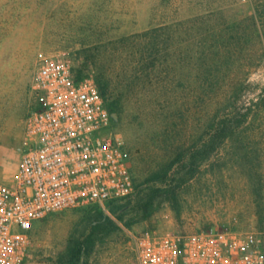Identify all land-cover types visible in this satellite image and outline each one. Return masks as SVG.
<instances>
[{
	"label": "rangeland",
	"instance_id": "1",
	"mask_svg": "<svg viewBox=\"0 0 264 264\" xmlns=\"http://www.w3.org/2000/svg\"><path fill=\"white\" fill-rule=\"evenodd\" d=\"M87 49L92 77L102 71L119 96L113 133L136 193L104 215L35 223L23 264H137L133 237L147 231L249 232L264 250V0H0V183L17 173L26 119L43 107L39 62L66 58L76 72ZM247 106L248 122L192 165L211 126L235 124ZM176 160L165 182L152 179ZM153 191L146 216L138 205Z\"/></svg>",
	"mask_w": 264,
	"mask_h": 264
},
{
	"label": "built area",
	"instance_id": "2",
	"mask_svg": "<svg viewBox=\"0 0 264 264\" xmlns=\"http://www.w3.org/2000/svg\"><path fill=\"white\" fill-rule=\"evenodd\" d=\"M34 89L43 103L26 119L12 185L0 183V264H23L33 225L50 216L132 198L136 182L113 116L93 77L78 79L66 58L39 62ZM137 264H264L252 234L143 232Z\"/></svg>",
	"mask_w": 264,
	"mask_h": 264
},
{
	"label": "trees",
	"instance_id": "3",
	"mask_svg": "<svg viewBox=\"0 0 264 264\" xmlns=\"http://www.w3.org/2000/svg\"><path fill=\"white\" fill-rule=\"evenodd\" d=\"M149 33L150 32H147L145 35H149ZM84 54L85 56L82 60L81 67L79 68V70L76 71V76L79 80L86 77H92V71L96 67L95 60H91L92 58L91 50L88 49L85 50ZM102 75L103 74L101 71V77H98L95 80L105 100V103L111 115L113 116L112 120H113V125L115 126L118 123V120L119 121L121 120V114L123 113L122 105L120 103L119 96L115 97L114 95H112V93L110 92L112 88L111 84L108 81H105L104 76ZM242 110H244V112L239 113L238 116L233 118L235 119L234 120L235 124L233 121L232 122L230 121L232 120V118H230V116H227L225 119L211 126L215 134L211 140L204 141L202 148L199 151H197L196 154H192V156H190L189 159L192 160V165L197 164V161L198 162L206 161L210 157V155L216 151L218 146L224 144L228 139L233 137L234 134L236 133V130L243 127L248 122L249 118L253 113V108L251 106L250 107L247 106L244 107ZM177 161L178 160L172 161L166 169L154 174L152 179L154 181L165 182L170 174V171L172 170L173 166L177 163ZM155 192L157 191L151 192L150 194L147 195L146 198L142 199L139 202L138 206L146 216L150 214L151 208L156 203L157 196L155 195ZM114 205L116 204H110L109 209L111 208V206ZM98 211L103 215L105 214V212L100 208H98ZM106 218L109 221H111L109 217L106 216ZM96 228L100 229L101 224L97 225Z\"/></svg>",
	"mask_w": 264,
	"mask_h": 264
},
{
	"label": "crops",
	"instance_id": "4",
	"mask_svg": "<svg viewBox=\"0 0 264 264\" xmlns=\"http://www.w3.org/2000/svg\"><path fill=\"white\" fill-rule=\"evenodd\" d=\"M16 174L17 173H14L11 177H5V178H3L2 183L8 184V185L14 184L15 183Z\"/></svg>",
	"mask_w": 264,
	"mask_h": 264
}]
</instances>
